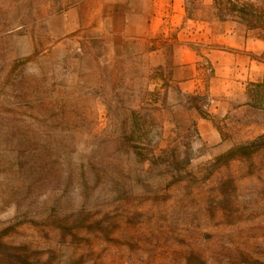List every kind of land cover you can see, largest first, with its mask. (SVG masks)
I'll return each mask as SVG.
<instances>
[{"label":"rangeland","instance_id":"374dc122","mask_svg":"<svg viewBox=\"0 0 264 264\" xmlns=\"http://www.w3.org/2000/svg\"><path fill=\"white\" fill-rule=\"evenodd\" d=\"M0 264H264V0H0Z\"/></svg>","mask_w":264,"mask_h":264},{"label":"crops","instance_id":"0c3cea01","mask_svg":"<svg viewBox=\"0 0 264 264\" xmlns=\"http://www.w3.org/2000/svg\"><path fill=\"white\" fill-rule=\"evenodd\" d=\"M223 26H225L226 31L222 35H219V44H225L227 39H236L237 41L242 40L244 43L247 31L244 29L243 25L225 21L223 22ZM185 65L187 66L189 64L187 63Z\"/></svg>","mask_w":264,"mask_h":264},{"label":"trees","instance_id":"16d2710c","mask_svg":"<svg viewBox=\"0 0 264 264\" xmlns=\"http://www.w3.org/2000/svg\"><path fill=\"white\" fill-rule=\"evenodd\" d=\"M236 12H238V13H245V12H246V10H245V9H243V8H240V9H237V10H236Z\"/></svg>","mask_w":264,"mask_h":264}]
</instances>
